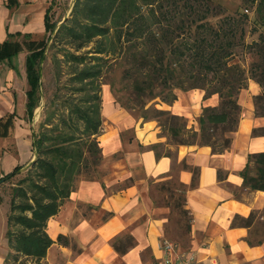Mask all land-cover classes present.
<instances>
[{"label":"trees","instance_id":"obj_1","mask_svg":"<svg viewBox=\"0 0 264 264\" xmlns=\"http://www.w3.org/2000/svg\"><path fill=\"white\" fill-rule=\"evenodd\" d=\"M238 1L242 8L219 13L206 2L182 0V6H177L173 1L176 8L159 11L162 20L158 21L150 16L154 0H75L71 17L56 29L49 48L60 39L69 44L72 51L65 50L63 56L72 61L70 78L84 96L80 103L69 107L66 116L59 115L57 122L48 118L41 125L33 139L35 159L27 169L22 171L17 166L0 178L1 184L20 176L11 189L6 212L4 235L8 251L2 264H42L53 243L45 231L48 219L58 212L77 179L80 176L90 179V170L100 162L101 150L96 140L102 124L97 93L99 78L107 60L119 52L123 76L130 80L136 94L149 91V97L154 98L155 88L168 89L169 93L160 99L169 105L176 99L174 89H201L203 98L218 95V107L202 108L197 118L198 131L190 132L191 142L182 139L178 143L206 145L212 153L230 148L241 114L239 92L246 88L248 79L264 87V0ZM143 5L150 6L151 13H142ZM219 15L217 24L208 19ZM48 16L47 12L45 31L49 35L54 26ZM155 22L158 28L153 27ZM248 23L252 24L250 30L258 33L256 40L247 44L243 36L244 25ZM110 35L117 39L116 44ZM48 39L49 36L39 41L26 58V111L30 116L40 99V63ZM89 46V50L77 54ZM238 46L242 50L248 48L258 58L247 69L240 63L241 58L235 60ZM253 107L256 116L264 117V93L254 97ZM155 113L165 116L169 133L175 138L186 131L181 117L168 111L155 110ZM251 135L264 136V126L253 128ZM157 147L152 146L159 156ZM190 170V187H194L198 168ZM241 175L243 186L264 191V152L250 154ZM158 191L166 193L167 202L172 203L180 219L188 215L183 222L187 234L191 217L183 207L186 187L163 183ZM252 219L254 213L247 218L235 216L232 224L249 226ZM248 243L252 246L259 241L248 239ZM131 244L127 239L121 248L115 243L113 247L125 253Z\"/></svg>","mask_w":264,"mask_h":264},{"label":"crops","instance_id":"obj_2","mask_svg":"<svg viewBox=\"0 0 264 264\" xmlns=\"http://www.w3.org/2000/svg\"><path fill=\"white\" fill-rule=\"evenodd\" d=\"M54 1L0 0V178L17 166L23 169L34 157L25 63L36 44L47 38L44 16ZM261 93L252 79L239 92L241 114L228 150L212 153L209 146L192 144L159 156L152 148L160 145L153 121L133 122L106 99L101 111L108 125L98 144L106 165L94 178L80 176L48 219L45 231L53 243L41 263L166 264L161 242L168 238L172 203L166 196L158 203L151 188L159 193L161 184L179 183L186 187L183 207L191 220L174 256L194 254L203 264H264V191L243 186L241 178L248 156L264 152V136L251 135L253 128L264 126V117L256 116L253 107ZM203 94L179 91L166 108L197 129L202 108L218 107L220 101L216 94ZM193 167L198 177L190 187ZM251 213L249 226L232 224L235 216ZM127 239L132 244L125 253L115 250L113 243L121 248ZM248 239L259 243L251 246Z\"/></svg>","mask_w":264,"mask_h":264},{"label":"rangeland","instance_id":"obj_3","mask_svg":"<svg viewBox=\"0 0 264 264\" xmlns=\"http://www.w3.org/2000/svg\"><path fill=\"white\" fill-rule=\"evenodd\" d=\"M177 2V6H182V0H173ZM172 0H154L151 8L153 10V14H150L152 20L157 19L162 20L160 12L170 10V8L175 9L176 6L173 4ZM75 0H55L53 3V8L49 13V20L53 24L54 29L52 33L47 35L48 39V47L45 52L44 60L40 64L41 69V86L39 87V96L40 99L38 101L37 107L34 109L33 117L31 120V125L33 128V134L36 135L38 133V129H40L41 125L46 122L48 118H52L54 122H57L59 115L68 114V109L70 106L75 105L76 103H80L83 95L82 91L78 90V84L71 80L69 72L73 66L71 60L67 59L63 56L65 50H70L69 44L65 39L58 40L54 46L50 47L52 43L53 34L56 29L63 23L65 20L71 17L72 8ZM140 1H138L139 3ZM195 2H206L207 5L213 8L215 13H219L221 11L226 12H234L237 8H242L241 4L238 0H195ZM172 4V5H171ZM140 5V3H139ZM150 6H142V13H149ZM160 11V12H159ZM151 13V12H150ZM214 13V14H215ZM248 15L251 17V11L248 12ZM221 15L219 16H210L208 19L213 23L217 24L220 21ZM163 22V21H162ZM250 23L244 25L245 27V35L244 42L250 43L253 40H256L257 33L256 31H251ZM154 28L157 27V22H155ZM110 38L113 39V42L116 44L117 39L110 35ZM90 46L79 51L77 54H81L86 50H89ZM119 48V47H117ZM91 54H88V56ZM121 52L117 54V56H113L111 59L107 60L104 64L103 72L101 77L99 78V88L98 95L100 97V115H101V129L99 135L96 137V140L99 144L100 137L104 132V129L108 123L105 122V118L102 115V105L106 99L113 102L114 104L119 105V107L125 112V114L133 120V122L137 121H153L155 127L158 129V137L160 138L159 152L167 153L171 155V150L177 148L178 146L183 145H192V144H180L179 140H186L187 142H191L190 132L198 131V123L197 129L194 126H191L188 119L181 117L185 120V129L186 131H182L180 135L175 138L173 135L169 133L168 124L166 123L165 116L158 115L155 113V110L160 111H168L169 113L175 115L169 109L166 108V104L161 101L162 96H166L169 91L168 89H160L155 88L153 92L157 94L156 97L151 98L149 91H146L142 94H136L130 84V80L124 78L123 69L124 65H121ZM241 58L240 63L242 66L247 69L253 62H256L258 58L253 53V51L245 48L242 50V46H238L235 49V60ZM262 88V93H264V87ZM196 89L189 90H180L174 89L172 92L176 94L179 91H192ZM201 90V89H197ZM204 90H202L203 92ZM171 105V104H170ZM255 108V107H254ZM258 112H260L258 110ZM178 116V115H176ZM50 122V121H48ZM52 122V121H51ZM197 122V119H196ZM189 131V133H188ZM131 130L127 131L123 134V137L130 135ZM76 134H79L78 131ZM106 165L104 161L102 163V158L100 162L96 165L95 169L90 170L91 178L98 176L101 173V166ZM5 172V171H4ZM20 176L16 175L8 182H4L0 184V256L3 258L6 256L8 248H7V240L5 238V227H6V211L8 210V203L10 200L11 189L17 182ZM152 196L156 199L158 203H162L161 201H165L164 192H157L155 188H151ZM177 198L178 195H175ZM168 200V199H167ZM188 218V215L185 218L180 219L176 209L171 207V211L169 214V220L167 223L166 230L168 232V240L172 241L174 244L184 243V221ZM2 258V262H3ZM1 262V263H2Z\"/></svg>","mask_w":264,"mask_h":264},{"label":"built area","instance_id":"obj_4","mask_svg":"<svg viewBox=\"0 0 264 264\" xmlns=\"http://www.w3.org/2000/svg\"><path fill=\"white\" fill-rule=\"evenodd\" d=\"M161 246L165 255L164 261L166 264H203L194 254L174 256L176 245L168 239H164L161 242Z\"/></svg>","mask_w":264,"mask_h":264},{"label":"water","instance_id":"obj_5","mask_svg":"<svg viewBox=\"0 0 264 264\" xmlns=\"http://www.w3.org/2000/svg\"><path fill=\"white\" fill-rule=\"evenodd\" d=\"M47 44H48V43H47ZM47 44H46V45H47ZM41 63H42V62H41ZM41 63H40V64H41ZM40 86H41V69H40V85H39V87H40ZM39 87H38V88H39ZM39 89H40V88H39ZM34 159H35V153H34V157H33V159H32L27 165H25V166L23 167V169H21V170L23 171V170L27 169V168L30 166V164L34 161Z\"/></svg>","mask_w":264,"mask_h":264}]
</instances>
